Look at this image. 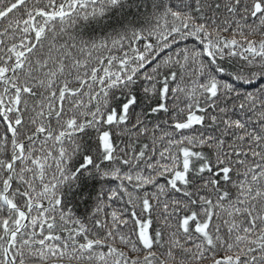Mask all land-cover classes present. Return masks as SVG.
Returning a JSON list of instances; mask_svg holds the SVG:
<instances>
[{
    "label": "snow or ice",
    "instance_id": "6c2138e0",
    "mask_svg": "<svg viewBox=\"0 0 264 264\" xmlns=\"http://www.w3.org/2000/svg\"><path fill=\"white\" fill-rule=\"evenodd\" d=\"M0 264H264V0H0Z\"/></svg>",
    "mask_w": 264,
    "mask_h": 264
},
{
    "label": "trees",
    "instance_id": "16d2710c",
    "mask_svg": "<svg viewBox=\"0 0 264 264\" xmlns=\"http://www.w3.org/2000/svg\"><path fill=\"white\" fill-rule=\"evenodd\" d=\"M119 18V17H118ZM108 25H112V27H119V24L116 23L115 20H104L102 23H95V22H81L80 26L78 27V31L82 38L84 39H91V38H98L105 34V31H111V27H106ZM96 182L95 181H85L82 184L81 191H87L90 194H94ZM77 194L69 193L67 195V201L70 207L74 210L77 215H84L89 210L91 205V199L87 201H81L77 198Z\"/></svg>",
    "mask_w": 264,
    "mask_h": 264
}]
</instances>
